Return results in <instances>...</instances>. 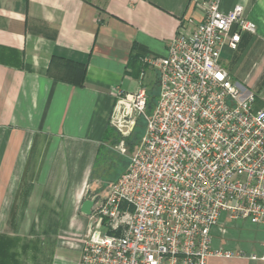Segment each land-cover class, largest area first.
<instances>
[{"label": "crops", "instance_id": "0c3cea01", "mask_svg": "<svg viewBox=\"0 0 264 264\" xmlns=\"http://www.w3.org/2000/svg\"><path fill=\"white\" fill-rule=\"evenodd\" d=\"M219 2L223 11L241 5L255 23L235 50L224 48L221 63L264 108V0ZM202 16L190 0H0V235L9 240L8 264L78 263L89 221L79 210L82 180L120 134L110 121L113 89L133 92L135 79L148 88L144 77L157 71L141 59L166 55L178 28L192 30ZM211 246L231 255L207 264H264V224L223 213Z\"/></svg>", "mask_w": 264, "mask_h": 264}, {"label": "built area", "instance_id": "2783aa9c", "mask_svg": "<svg viewBox=\"0 0 264 264\" xmlns=\"http://www.w3.org/2000/svg\"><path fill=\"white\" fill-rule=\"evenodd\" d=\"M190 1L203 10L196 26L181 25L166 55L141 59L157 71L152 110L145 87L112 91L111 124L126 136L142 117L144 132L88 215L77 264H207L231 255L211 246L223 213L264 224V108L221 63L256 26L241 5Z\"/></svg>", "mask_w": 264, "mask_h": 264}, {"label": "rangeland", "instance_id": "374dc122", "mask_svg": "<svg viewBox=\"0 0 264 264\" xmlns=\"http://www.w3.org/2000/svg\"><path fill=\"white\" fill-rule=\"evenodd\" d=\"M224 55V54H223ZM228 58L226 55L223 56V62L227 64ZM151 77L147 73V75L144 77L142 83L148 84V88H150L151 94H154L157 85H158V77H155L154 75ZM150 78V80H149ZM139 87V80H133L129 87L128 91H134ZM139 126L137 125L135 130L131 133H129L126 136H123L121 134L119 141L123 140L126 151L125 153H120L117 149V144L114 146L115 150L108 151L105 147L104 150H101L99 157L97 160L92 164V167L88 170L87 175L82 180V191H84V198H91L92 196L96 195L97 200H101L104 198L108 191V187L110 184L121 174V172L125 169L126 164L128 162L129 156L131 155L132 151L134 150L135 144L138 142V140L142 137V132L144 131V124L145 120L141 119L139 122ZM133 134V143L132 148L128 149V145L126 144V138H131ZM118 141V142H119ZM29 259L26 257L21 258V261H28Z\"/></svg>", "mask_w": 264, "mask_h": 264}, {"label": "trees", "instance_id": "16d2710c", "mask_svg": "<svg viewBox=\"0 0 264 264\" xmlns=\"http://www.w3.org/2000/svg\"><path fill=\"white\" fill-rule=\"evenodd\" d=\"M131 59H134V57H131ZM135 59L137 60V57ZM139 65H140V67H137L136 70H135L136 73L140 72L141 69H143V67H144V65H142L141 63H139ZM146 92H147L146 111L150 112L152 110V108L154 106V103H155V100H156L157 89H156L154 94H151L150 88H146ZM141 119H143V118L139 117L136 120V125H135L133 131L135 130L137 125L138 126L140 125L139 122L141 121ZM144 127H145V124H144ZM143 132H142V134H143ZM119 138H120V135L117 133L116 142L119 141ZM133 139H134L133 134H132L131 138H129V137L126 138V144L128 145V149L132 148L131 144L134 142ZM138 142H139V140H138ZM138 142L135 144V146L138 144ZM8 243H9V240L6 237H3L2 235H0V264H8L9 261L11 260V257H9V254L7 253L8 251H7V247L6 246H7Z\"/></svg>", "mask_w": 264, "mask_h": 264}, {"label": "water", "instance_id": "95a60500", "mask_svg": "<svg viewBox=\"0 0 264 264\" xmlns=\"http://www.w3.org/2000/svg\"><path fill=\"white\" fill-rule=\"evenodd\" d=\"M96 200V195L92 196L91 198H85L80 204V212L87 216L90 215Z\"/></svg>", "mask_w": 264, "mask_h": 264}]
</instances>
